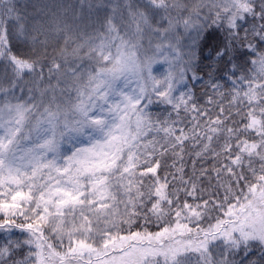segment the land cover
<instances>
[{
    "label": "snow or ice",
    "instance_id": "1",
    "mask_svg": "<svg viewBox=\"0 0 264 264\" xmlns=\"http://www.w3.org/2000/svg\"><path fill=\"white\" fill-rule=\"evenodd\" d=\"M0 264H264V0H0Z\"/></svg>",
    "mask_w": 264,
    "mask_h": 264
},
{
    "label": "trees",
    "instance_id": "2",
    "mask_svg": "<svg viewBox=\"0 0 264 264\" xmlns=\"http://www.w3.org/2000/svg\"><path fill=\"white\" fill-rule=\"evenodd\" d=\"M59 3L64 4H76L77 0H57ZM144 44L147 45V39H145ZM259 47V45H258ZM243 62V61H239ZM250 67V65L248 66ZM231 69L230 66L227 64V61L225 60L223 63H217L214 57H210L209 55V49H205L203 52L202 58L197 62L196 64V72L199 76L198 80H191V73L188 74L189 81L187 88H191L194 96L197 98L198 103L203 107L206 104L208 95L212 94V89L208 87V83L210 80H214L216 83L223 86L222 92L223 96H218L217 99L221 100L223 103V106L227 108L229 106L228 100L230 99V93L232 90V84L227 79L228 74L230 73ZM247 71V67L243 70ZM236 75H240V72H237ZM246 87V85H244ZM187 88L185 87L184 90L186 91ZM19 95V94H18ZM26 96L27 93H24ZM165 107L164 105L159 104H153L149 106L148 111H150L153 115H164L165 113ZM213 112L215 113L216 108L213 105L212 106ZM175 115V113H173ZM185 124H187V121H185ZM194 157H186L187 161V168L186 171L189 173L192 171L191 166V159ZM212 163L211 160L207 161H198L197 168L200 166L208 167ZM206 186V184H205Z\"/></svg>",
    "mask_w": 264,
    "mask_h": 264
},
{
    "label": "rangeland",
    "instance_id": "3",
    "mask_svg": "<svg viewBox=\"0 0 264 264\" xmlns=\"http://www.w3.org/2000/svg\"><path fill=\"white\" fill-rule=\"evenodd\" d=\"M166 67H167V65L166 64H162V63L154 65V68H153L154 74L156 76H161L164 73ZM184 88H185L184 85H180L179 88L177 89V94H178V92L180 90H184ZM64 150H66V146L62 149V151H64Z\"/></svg>",
    "mask_w": 264,
    "mask_h": 264
}]
</instances>
